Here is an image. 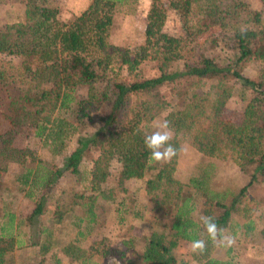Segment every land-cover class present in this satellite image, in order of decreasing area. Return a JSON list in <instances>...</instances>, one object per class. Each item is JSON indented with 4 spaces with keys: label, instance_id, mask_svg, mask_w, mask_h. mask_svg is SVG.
I'll list each match as a JSON object with an SVG mask.
<instances>
[{
    "label": "trees",
    "instance_id": "trees-1",
    "mask_svg": "<svg viewBox=\"0 0 264 264\" xmlns=\"http://www.w3.org/2000/svg\"><path fill=\"white\" fill-rule=\"evenodd\" d=\"M21 1L22 18L0 25V173L18 166L10 182L0 179V264L17 245L14 213L4 199L13 188L31 203L29 228L53 201L49 223L37 228V252L58 246L83 264L88 256L80 243L106 210L120 223L138 217L151 224L139 238L137 264H190L174 250L200 239L207 247L191 253L197 264H236L214 255L221 243L208 237L201 216L214 217L226 236L264 241V209L251 217L246 204L249 186L264 181V18L258 9L248 0H172L181 26L177 36L163 29L166 8L152 0L143 42L133 53L112 44L109 34L115 12H131L137 0H90L67 21L59 20L55 0ZM249 62L260 64L253 77L243 72ZM233 95L245 103L238 119L223 114ZM90 106L95 117L85 112ZM164 120L177 153L168 163H149L144 136ZM180 136L202 158L185 179L176 175ZM91 152L96 155L82 174V160ZM221 157L249 174L246 184L213 188L214 164L204 158ZM65 173L81 183L67 202L54 196ZM129 179H144V216L124 185ZM236 215L244 221L234 222ZM65 217L75 232L62 243Z\"/></svg>",
    "mask_w": 264,
    "mask_h": 264
},
{
    "label": "rangeland",
    "instance_id": "rangeland-1",
    "mask_svg": "<svg viewBox=\"0 0 264 264\" xmlns=\"http://www.w3.org/2000/svg\"><path fill=\"white\" fill-rule=\"evenodd\" d=\"M90 0H55L59 9V20L67 21L71 16L78 14L89 3ZM167 11L166 21L163 29L170 34L179 36L181 34L180 19L173 9L169 7L172 0H159ZM152 0H137L134 9L131 12L118 10L114 14L113 23L110 29L109 40L112 44L126 46L136 52V48L143 42L144 27L148 9ZM250 5L258 9L264 18V0H248ZM23 4L21 0H2L0 2V25L11 23L20 20L23 15ZM260 64L258 62H249L243 72L248 76H255ZM150 66H146L149 69ZM151 71V70H150ZM167 88H163L164 93ZM244 101L239 100L236 95H233L225 109L224 116L230 119H238L244 108ZM90 116L95 117V110L90 106L85 109ZM156 123L155 125L157 126ZM28 136L27 131L22 134L20 144H23ZM181 149L179 152L178 166L176 175L181 179H185L195 169L193 168L202 158L189 144L185 137L180 136ZM36 154H40L42 150L35 147ZM96 154L89 153L83 160L80 166V171L83 172L89 169L92 156ZM213 161V181L212 186L216 190L227 188L236 190L249 180V174L241 172L237 169L232 160L228 157L221 158H204ZM18 166L11 164L7 172L0 173V179L4 182H10L16 173ZM110 170L113 176H116L118 170V163L115 160L111 161ZM77 176L70 173H65L55 185L54 196H59L65 202L69 201L70 192L81 187V183L76 180ZM124 185L128 188V193L131 194L136 203L142 209V216L145 214L144 207L147 200L143 193L144 179H129L124 181ZM53 197V196H52ZM54 198V197H53ZM4 199L8 201V209L14 213V220L12 226V233L14 234L17 245L7 255V264H18L24 262L25 264H55L56 258L59 259L58 264H83L81 259L72 260L68 256L59 251L57 246L55 250L41 255L37 252V245L39 239L37 235L38 226H46L51 219L48 211L52 210L53 201L47 205L48 213H44L34 220V225L29 228V223L25 224V218L32 208L28 198L23 196L16 188H13L10 193H5ZM246 204L248 206L247 214L255 217L262 209H264V181L253 183L246 190ZM75 208V207H74ZM101 221L93 231V234L84 239L80 246L87 252V264H137L139 254L142 248V241L139 239L142 233L150 230L151 224L141 218L129 217L121 223L115 218V213L112 210H106L102 215ZM21 219L22 223L18 224ZM5 219H0V224ZM71 218L65 217L63 219V226L59 230V236L62 243L69 241V238L74 234V228L69 225ZM233 221L243 222L240 215L234 216ZM161 223H167L166 220H160ZM239 232L237 231L236 234ZM227 236H232L231 234ZM129 237L137 238V241L132 246L122 244V240ZM235 243L232 245V251L227 253L228 246L221 244L218 251L214 253L216 257L225 258L232 257L236 264H264V241L261 239H250L247 241H240L236 236ZM19 242V243H18ZM58 248V249H57ZM175 255L180 258L189 260L190 264H197L191 258V244L181 242L176 246ZM51 253L55 257H51Z\"/></svg>",
    "mask_w": 264,
    "mask_h": 264
},
{
    "label": "clouds",
    "instance_id": "clouds-1",
    "mask_svg": "<svg viewBox=\"0 0 264 264\" xmlns=\"http://www.w3.org/2000/svg\"><path fill=\"white\" fill-rule=\"evenodd\" d=\"M172 138L169 121L167 120L157 125L155 131L144 136V145L149 151V163H168L171 161L177 153V149L171 143ZM200 220L208 237L213 242L219 240L226 247L235 243L234 237L223 234V229L218 227L214 217L201 216ZM206 247V241L203 239L193 240L191 243V250L196 253H203Z\"/></svg>",
    "mask_w": 264,
    "mask_h": 264
}]
</instances>
